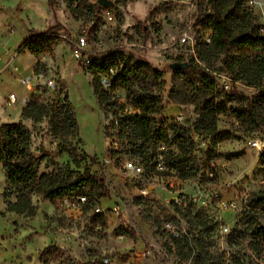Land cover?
I'll list each match as a JSON object with an SVG mask.
<instances>
[{
	"label": "rangeland",
	"instance_id": "1",
	"mask_svg": "<svg viewBox=\"0 0 264 264\" xmlns=\"http://www.w3.org/2000/svg\"><path fill=\"white\" fill-rule=\"evenodd\" d=\"M110 1L111 21L101 12L93 22H87L73 18L66 0H52V8L47 5L48 0H0V125L25 126L31 131V150L35 154L44 150L59 166L78 173L88 169L91 174L100 175L107 188L106 196L99 201L106 222L104 230L90 221L93 210H86L81 204L71 208L62 202L52 205L39 197L32 198L38 208L36 215L22 217L5 213L6 180L0 165V264H193L200 245L220 256L224 264L231 258L244 264H264V244H257L255 249L249 237L236 246L230 243L250 220L245 219L246 213L264 228V212L253 209L250 203L255 194L264 192L263 128H250L232 115L218 116L216 158L210 169L184 181L174 175L154 173L145 184L147 195L142 196L138 183L120 170L123 162L133 159L115 153L120 150L113 136L116 131L106 130L111 117L96 102L92 76L72 58L69 43L63 40L54 57L17 54L30 30L43 32L57 21L65 28L62 37L68 40L84 36L89 52L101 57L121 54L162 71L160 83L154 84L153 89L162 108L154 115L157 121L177 124L192 132L204 102L223 101L227 107L239 110L250 103L254 91L241 82L235 86L245 97L223 95L229 80L220 62L213 67V90L205 88L197 75L179 76L169 68L175 62L201 66L193 59L191 49L179 41L183 34L195 35L194 24L202 9L200 0ZM248 5L257 22L264 25V0H250ZM91 28L94 33H90ZM28 77L34 86L31 90L20 85V79ZM49 80L55 82L54 89H48ZM9 93L28 100L40 95L44 101L67 96L75 113L78 137H53L48 133L46 120L33 124L20 117L23 107L4 108ZM112 98L125 111L136 112L127 102L126 90L116 89ZM196 140L201 146L196 153L199 164L205 147L200 137ZM251 142L260 144L261 151L253 148ZM72 148L81 158L78 168L72 162ZM50 171L45 163L41 164L39 174ZM116 205L118 214L114 211ZM196 212L206 218V230L194 218ZM168 222L174 226L181 244L173 243L166 228ZM49 248L58 255L45 263L40 254Z\"/></svg>",
	"mask_w": 264,
	"mask_h": 264
},
{
	"label": "trees",
	"instance_id": "2",
	"mask_svg": "<svg viewBox=\"0 0 264 264\" xmlns=\"http://www.w3.org/2000/svg\"><path fill=\"white\" fill-rule=\"evenodd\" d=\"M250 0H200L201 13L194 24L195 45L194 60L201 66H187L184 70H175V74L197 75L199 80L209 90L214 88L213 67L220 62L229 80V88L222 90L224 96L245 97L235 84L241 82L252 88V100L244 109L227 107L223 101L209 100L202 104L199 118L193 130L157 121L154 115L161 111V105L153 93L154 84L160 83L163 72L154 68L148 62L133 61L129 57L113 53L101 57L89 53V64L83 70L91 74V88L99 107L111 117L108 129L116 132L113 136L120 150L137 162L146 172L161 164L163 171L155 170L159 175H174L181 181L196 177L201 171H208L214 158L219 138L217 120L220 115H232L245 122L250 128L264 129V25L257 22ZM67 9L76 20L93 22L103 10L92 0H66ZM49 8L53 7L48 0ZM64 26L55 22L43 32L29 31L26 38L17 48V54L28 53L35 58L46 55L54 57L55 49L63 42L61 33ZM90 33H94L93 28ZM205 35L209 42L205 41ZM37 62L35 67L38 69ZM37 70H35L36 72ZM106 79L109 87L104 89L100 83ZM116 89L126 90L127 102L136 112L129 113L122 105L112 98ZM199 94V93H197ZM41 96L32 97L21 109L20 117L33 124L47 121L48 133L63 140H73L78 137L77 121L74 110L64 96L62 100L44 101ZM111 135V134H110ZM194 135L207 141L202 152V162L198 164L196 153L201 150ZM31 131L21 124L0 125V165L6 180L4 189L5 213L32 218L37 213V206L32 203L33 197H39L52 205L65 199L84 196L83 207L93 210L99 201L106 196L107 188L100 175L91 174L88 169L83 173L59 166L48 152L40 150L35 154L31 150ZM208 145V146H206ZM162 148V151H158ZM65 151V149L63 150ZM72 162L76 168L80 165V157L76 148L69 150ZM264 159V150L261 151ZM200 160V159H199ZM42 163L50 168L48 173L39 174ZM14 201H10V198ZM255 210L264 212V192H259L250 200ZM176 211L181 213L179 207ZM184 216H186L184 214ZM247 220L236 237L230 242L239 245L249 237L253 248L264 244V228L251 220ZM194 218L206 230L207 220L198 212ZM253 219V218H252ZM90 221L101 230L106 228L104 214H93ZM175 245L181 240L172 238ZM188 245L187 240L185 241ZM56 250L49 248L40 256L46 263L48 258L57 256ZM193 264H224V260L200 245L194 253ZM94 264H102L95 262ZM227 264H244L237 258H231Z\"/></svg>",
	"mask_w": 264,
	"mask_h": 264
},
{
	"label": "built area",
	"instance_id": "3",
	"mask_svg": "<svg viewBox=\"0 0 264 264\" xmlns=\"http://www.w3.org/2000/svg\"><path fill=\"white\" fill-rule=\"evenodd\" d=\"M250 3V1H249ZM248 3V4H249ZM102 14L104 16H106V18L108 20H112L113 17L110 14V9H103ZM63 40L67 41L70 45V50L72 53V58L79 63V65L82 68H85L86 66H88L89 64V50H87V40L84 36L82 35H77V36H72L71 38H69L67 40V38L62 37ZM182 45H187L192 53H193V47L195 45V40L194 37H192L191 35L188 34H183V36H181L180 40ZM205 41L209 42L208 36L205 35ZM102 88L106 89L109 87L108 82L106 81V79H101L100 81ZM20 85L23 86L24 88L31 90L34 86L32 85V81L31 78H21L20 79ZM47 87L48 89H54L55 87V82L52 80H49L47 82ZM28 102V99L26 96H22L21 98H18L15 93H9L3 103L4 108L7 107H12V108H16L18 107H24ZM196 138H198L197 135H194V140H196ZM197 141V140H196ZM202 145L205 147L204 142H202ZM250 145L255 148L258 151H261V145L258 144L257 142H251ZM201 147V146H199ZM120 170L122 172L125 173L127 178H132V180H134V182H136V184L138 183V185L140 186L139 189V193L142 196H146L147 192L145 189V184L147 182V179H150L151 176H153L154 171H163L164 168L161 164L157 165L154 169L151 167L149 168V170L146 172L139 164H137V162L135 160H131L128 162H123L121 164V168ZM86 202V198L84 196H77L76 200H69V199H65L62 201V203L64 204V206L71 208V207H75V205L77 204H81L83 205ZM114 211L118 214L119 212V207L116 205L114 208ZM103 214L102 209L100 208L99 205H97L94 209H93V214ZM166 228L168 229L169 232H171L172 237L177 238L178 237V233L176 232L174 226L171 223H167L166 224ZM103 264H107V261H104Z\"/></svg>",
	"mask_w": 264,
	"mask_h": 264
},
{
	"label": "water",
	"instance_id": "4",
	"mask_svg": "<svg viewBox=\"0 0 264 264\" xmlns=\"http://www.w3.org/2000/svg\"><path fill=\"white\" fill-rule=\"evenodd\" d=\"M100 7H102L103 9H110L112 6V2L110 0H97L96 2ZM187 64L186 63H173L171 65H169V68L172 71L175 70H184L186 69Z\"/></svg>",
	"mask_w": 264,
	"mask_h": 264
}]
</instances>
